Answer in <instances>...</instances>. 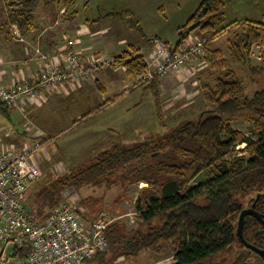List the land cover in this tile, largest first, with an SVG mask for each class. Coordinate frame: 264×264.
Masks as SVG:
<instances>
[{
	"label": "trees",
	"instance_id": "trees-1",
	"mask_svg": "<svg viewBox=\"0 0 264 264\" xmlns=\"http://www.w3.org/2000/svg\"><path fill=\"white\" fill-rule=\"evenodd\" d=\"M37 1L7 0L8 20L4 25L18 23L22 29L28 26L24 32L29 31ZM221 2L202 0L186 28L179 30L176 45L184 44L197 29H206L214 37L239 23L240 32L230 40L228 48L233 61L247 64L255 43L264 44V22L245 19L220 26L225 21ZM110 16L122 17L142 31L131 11H112L102 18ZM1 33L10 37V31L4 27ZM213 61L226 65L227 59L215 55ZM115 62L128 66L129 72L136 76L146 69L145 57L134 49L122 52ZM253 69L261 70L262 66ZM157 80L141 78L137 84L151 85L157 114L162 118ZM211 100L214 107L202 111L197 121L188 120L152 142L128 148L115 143L78 171L47 182L36 201V210L30 206L33 216L41 219L47 213L44 214L41 204L55 208L60 194L69 186L145 182L135 203L141 226L131 230L120 221L111 223L107 230L108 248L89 259L88 264L93 259L95 264H113L119 257L129 259L149 249L159 252L164 243L176 259L173 264H264L263 258L247 248L237 233L244 203L254 205L264 214V88L246 94L242 81L230 69L213 88ZM3 105L0 101V109ZM238 115H245L253 123L252 132L257 140L231 127V121ZM240 144L246 146L239 155L228 159ZM204 171H209V179L192 185ZM113 176L116 178L109 181ZM243 234L247 242L264 248V225L253 215L246 216ZM18 254L24 256L26 247ZM220 257L222 260H216Z\"/></svg>",
	"mask_w": 264,
	"mask_h": 264
},
{
	"label": "rangeland",
	"instance_id": "rangeland-1",
	"mask_svg": "<svg viewBox=\"0 0 264 264\" xmlns=\"http://www.w3.org/2000/svg\"><path fill=\"white\" fill-rule=\"evenodd\" d=\"M10 1L14 3H22L26 0H22L21 2L16 0ZM84 1L86 2V0ZM84 1L81 2V6L83 5ZM201 1L202 0H189L188 4L183 6V14H181L182 19L179 20L181 17L178 16L177 21L179 23L176 28L178 29V32L180 29L183 30L186 28L184 25L187 23L188 19L192 17L193 11H196ZM147 2L151 6H153L154 4H157L158 6L164 5L167 9L171 10L173 9L171 5L174 6L173 1L169 3L168 0H147ZM66 4H69V0H38L36 7L33 9L34 19L31 29L36 27V29L38 30L39 26L46 24L45 16H47V14H43L45 11L49 12L50 9L54 10V8L60 9V7H64L66 6ZM89 4L90 5L85 9L86 12L84 14L81 13V10L79 11V14H81V16H84V18L86 16L92 17L94 14L97 15L98 13L95 9L97 8L98 4L101 5L99 9H101L100 11L103 13L104 11H111L113 9H128L131 5L135 4V1L91 0ZM220 9L225 14V21L220 26H225L226 24L234 22L235 20L243 22L245 19L264 22V0H222ZM157 12L160 14V11L157 10ZM175 15L176 14H174L173 16ZM7 20V0H0V36H5V34L1 33V27H4L6 30L10 31L9 35L11 38H15V40H18L19 43L23 42L25 40L23 34L28 32H24V30L27 29L28 26L22 29V27H20L17 23L20 33L22 34L21 36H18L13 33L12 25H4L5 21ZM174 21V19H171V24H173ZM189 27L190 24L188 25L187 29ZM169 28L170 25L162 27V31L160 32L162 37L171 39L172 34L174 31H176V29H173L167 36H165L164 33L168 32ZM217 28L220 27L218 26ZM240 29L241 26L238 23L227 27L225 30L217 33V35L214 37L207 34L205 31L206 29L201 28L197 29V35H191L192 38H195V36H197L207 39L206 52L204 55L199 56L195 60H193L191 64L183 66L180 71L173 72L171 73V75L162 78L163 80L172 79L176 85V88L173 89V94L170 93L171 89H164L162 92L164 94V100L162 103L164 104L166 111L163 112L162 110V118L160 117L161 120L159 116H157V113L154 109L153 95H151V92L146 88H141L131 94H128L126 98L120 101L119 105L121 106L132 104L134 101H140L143 104L146 112V124L143 127L144 129H141L140 126H136L134 133L130 134L129 132L128 134H125L120 138V143L123 144L125 148H128L145 142H152L154 140H157L163 134L167 133L169 129L172 130L188 120L197 121L202 111L214 107V104L211 100L212 90L213 88H215L214 86L217 84L218 80L224 77L225 73L230 69L233 70L236 73L237 77L242 81L246 94L252 95L256 90L264 88V62L262 61L264 60V52L261 56H259L257 48H253L254 54H251V61L247 64L237 63L231 58L232 56L228 46L230 40L234 38L236 33L240 32ZM20 37H23V39L20 40ZM156 40H161L162 42L168 44L173 43L171 41H165L161 38L156 37L153 39V50L150 52V54L152 52H155L156 50ZM217 47H220L225 51V53L220 49H216ZM39 51H41V49ZM224 54L227 57H224ZM215 55L218 58H226V65L222 64L221 62L220 64L214 62L213 58ZM256 66H262V69H253ZM46 101L47 100H45L44 102ZM134 104L131 106L132 109L133 107H135ZM2 107L3 109H0V125H6L4 128L0 127V144L3 145V143H6L4 137L8 132L7 130L9 126H14L11 124V122L15 124L17 122L18 124H20V119L22 118V116L20 115L18 109L15 111H10V109L7 108L6 105H3ZM23 113L24 121H22L21 123V130L24 131V128L28 127V134L33 133L35 127L31 124V120L33 119L30 115V110L26 108ZM127 117H129V113L125 108L123 112L115 111L114 115L111 116L99 113V115H97L90 123L73 130L68 129L62 132V134L58 138H56L53 142H50L52 145L47 148V152L55 149L60 150V146L62 145V143L79 131L85 132L94 131L100 128H106L110 132L111 137L117 138L119 135V131H116V129L121 127L123 121ZM245 117V115H238L237 117H235L234 120L231 121V127L233 129L240 130L257 140V136L252 132L253 123L246 120ZM33 123H35L34 120ZM14 127L16 129L19 128L17 124ZM11 130L13 129H10V131ZM50 140L47 139L46 141L49 142ZM40 142L42 146L45 143V141ZM112 145L113 144L111 143L105 145L95 142L90 146L76 149L79 152H76V154L73 153V156L71 157L61 156L54 158L49 155L47 158H45V156L41 155L40 152L39 158H42V175L39 180H37V182H35V184L31 187V190L27 193V204H30V206H32L36 210V201L40 198V191L45 187V184H47V182L55 179L60 175L65 174L68 176L70 173L78 171L77 169L80 166L89 164L91 161L95 160L96 156L101 151L111 147ZM244 146H246V144H240L236 146L233 153L227 158L229 159L233 158L234 155H239ZM209 177V171H204L200 175H198L191 182V184L197 185L200 182H204L205 180L209 179ZM114 178L116 177H111L109 181L113 180ZM110 184L109 182H102V184L88 183L79 187L69 186L64 189V196L68 194L69 197L66 196L64 200L62 198V194H60V200L56 207H58L63 201H69V199H71L72 197L75 201H73L74 205H77L81 208L82 206L84 207V213H81V216L86 220L88 219L86 224L92 223L94 218L103 211L108 213L111 218H115V221L124 223L128 227V229L132 230L141 226V219L139 218L135 210V203L139 194V190L141 189V187L146 186V183L131 182L125 185ZM262 191H264V188ZM41 206H43L42 208L44 209V214L46 212H49L51 209L49 205L41 204ZM244 206V208L250 207L247 203H244ZM122 244H124V242L120 243V245ZM115 249L116 248L114 247V250ZM110 254L111 251H109L108 255ZM216 260H222V257ZM175 262L176 259L173 258V254H171V251L168 249L167 244L164 243L163 249L159 252H154L151 249L144 250L139 255L133 256L129 259H126L123 256L119 257L113 264H173ZM95 263L96 262L93 259L89 264Z\"/></svg>",
	"mask_w": 264,
	"mask_h": 264
},
{
	"label": "crops",
	"instance_id": "crops-1",
	"mask_svg": "<svg viewBox=\"0 0 264 264\" xmlns=\"http://www.w3.org/2000/svg\"><path fill=\"white\" fill-rule=\"evenodd\" d=\"M82 1L84 0H69V4L60 7V9L54 8V10L50 9L49 12L45 11L43 14H47L45 16L46 24L39 26L38 30L34 27L24 33L25 40L21 43L18 40L16 41L15 38L0 36V54L4 70L3 79L0 81L3 84L10 83L16 76L29 78L42 66L48 63L53 64L57 59H61L68 48L67 38L76 40L75 48L80 51L85 62L89 63L96 56L109 57L114 62L110 66L97 70L93 78H87L73 87L69 84H63L57 90L48 91L46 102L41 100L31 103L28 109L35 122L33 123V120H31V124L35 127L33 133L28 134L29 131L21 130L24 113L18 109L22 116L20 124L16 122L19 128L16 129L14 127L16 124L11 122L14 126H9L8 132L4 137L5 142L21 147L27 141H45L46 145L44 143L42 146V150H44H41V155H44L45 158L49 155L54 158L61 156L71 157L73 153L79 152L76 149L90 146L95 142L114 145L115 143H120V138L125 134L134 133L136 126L144 129L146 112L143 104L140 101H134L132 104L121 106L119 103L128 94L141 88H146L153 95L154 109L157 113L153 88L148 83L137 84L139 79H141V75L136 76L134 72H129L128 66L116 63L115 58L122 52L133 49L144 57L149 56L153 50V39L156 37L175 43L178 40V29H176L179 24L177 22L178 16L181 17L183 6L189 2V0H168L169 3L171 1L174 3V6L171 5L173 7L171 10L164 5L158 6L154 4L151 6L147 0H134L135 4L128 9H113L103 13L99 9L101 7L99 5L101 3H99L95 9L98 14L84 18V16L79 14V11L81 10V13L84 14L91 0L84 1L81 6ZM157 10L160 11V14ZM112 11H131L142 31L132 27L127 20L119 16L102 18V15ZM174 14L176 15L173 16ZM171 19L175 20L173 24H171L172 21L170 22ZM181 19L182 17L179 20ZM168 25H170V28L168 32L164 33L165 36L173 29H176L171 39H166L160 34L162 27ZM191 35H197V30L193 31ZM40 49L41 51H39ZM216 49H220L225 53L220 47ZM42 53L48 54L47 59H42ZM224 57L227 56L224 54ZM156 85L161 102L164 100V94L162 93L164 89H171L170 93L173 94V89L176 88L172 79L163 80L158 78ZM133 104L135 107L132 109L131 106ZM162 106L163 112L166 111L164 104ZM7 108L10 111L17 110V108L13 107ZM124 108L128 110L129 117L123 121L120 128L116 129V131H119L117 138L111 137L110 132L106 128L94 131H79L65 140L60 146V150L55 149L47 152V148L52 145L50 142L58 138L62 132L90 123L99 113L111 116L114 115L115 111L123 112ZM5 126L3 124L0 125L1 128ZM10 129H13L14 132L13 130L10 131ZM47 139L51 140L47 142ZM121 145L123 146V144ZM41 160L42 158L39 161L40 168L42 165ZM28 206L31 210L30 204ZM82 209V213H84L83 206ZM30 213L33 216L32 212ZM83 219L85 222L88 220ZM112 220V223L115 222V218H112ZM173 258H175L174 255Z\"/></svg>",
	"mask_w": 264,
	"mask_h": 264
},
{
	"label": "built area",
	"instance_id": "built-area-1",
	"mask_svg": "<svg viewBox=\"0 0 264 264\" xmlns=\"http://www.w3.org/2000/svg\"><path fill=\"white\" fill-rule=\"evenodd\" d=\"M12 31L22 35L17 24L12 25ZM67 40L68 48L53 64L42 66L29 78L16 76L6 84L0 81V101L23 112L31 103L45 101L48 91L57 90L63 84L73 87L114 63L105 56H96L87 63L75 48L76 40ZM156 42L155 52L145 57L146 69L141 74L145 80L180 71L204 55L207 48V39L197 36H189L181 46L176 42ZM253 48H257L259 56L264 52L262 43H255ZM253 48L251 54H254ZM41 57L47 59L48 54L42 53ZM2 67L0 54V80ZM24 129L29 131L28 127ZM41 150L38 140L24 142L21 147L8 142L0 144V264H88L89 259L108 248L107 230L113 220L102 211L92 223L86 224L81 216L83 209L74 205L72 197L69 201L62 200L41 219H35L26 197L42 175ZM61 194L64 200L69 197L64 196V191ZM25 247L26 254L20 257L18 252Z\"/></svg>",
	"mask_w": 264,
	"mask_h": 264
},
{
	"label": "water",
	"instance_id": "water-1",
	"mask_svg": "<svg viewBox=\"0 0 264 264\" xmlns=\"http://www.w3.org/2000/svg\"><path fill=\"white\" fill-rule=\"evenodd\" d=\"M247 215H253L264 225V214L258 212L255 209L254 205L250 206V207L243 208L240 212V217H239V221H238V228H237L238 236L242 240V242L246 245V247L253 250L257 254H259L264 260V248L257 247L255 245L247 242L245 237H244L243 227H244V222H245V218ZM243 264H248V263H243Z\"/></svg>",
	"mask_w": 264,
	"mask_h": 264
}]
</instances>
